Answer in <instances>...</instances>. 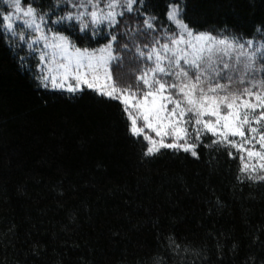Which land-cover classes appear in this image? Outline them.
Listing matches in <instances>:
<instances>
[{
  "label": "trees",
  "instance_id": "trees-1",
  "mask_svg": "<svg viewBox=\"0 0 264 264\" xmlns=\"http://www.w3.org/2000/svg\"><path fill=\"white\" fill-rule=\"evenodd\" d=\"M169 2H147L158 28L172 27ZM184 2L200 31L247 39L264 27V0ZM3 36L0 264H264V183H241L238 158L211 147L142 157L117 101L41 86L37 59L21 66L28 50Z\"/></svg>",
  "mask_w": 264,
  "mask_h": 264
},
{
  "label": "snow or ice",
  "instance_id": "snow-or-ice-1",
  "mask_svg": "<svg viewBox=\"0 0 264 264\" xmlns=\"http://www.w3.org/2000/svg\"><path fill=\"white\" fill-rule=\"evenodd\" d=\"M147 2L6 0L0 26L10 48L26 46V56L16 53L21 66L38 60L41 86L117 101L142 157L171 150L199 159L211 147L239 159L241 183H264V27L247 39L200 31L184 0H170L172 27L158 28ZM114 67H128L131 81Z\"/></svg>",
  "mask_w": 264,
  "mask_h": 264
},
{
  "label": "rangeland",
  "instance_id": "rangeland-1",
  "mask_svg": "<svg viewBox=\"0 0 264 264\" xmlns=\"http://www.w3.org/2000/svg\"><path fill=\"white\" fill-rule=\"evenodd\" d=\"M4 4L6 3V0H1ZM9 10H11V9H9ZM2 30H3V27H2ZM4 31V30H3ZM25 48H26V46H24ZM27 49V48H26ZM38 61V60H37ZM38 63V62H37ZM37 68V67H36ZM39 72H40V69L39 68H37V75L39 74ZM40 82V81H39ZM49 88L50 89H53V88H51L50 86H49ZM87 89V88H86ZM56 90H60V89H56ZM62 91H64V90H62ZM67 92V91H66Z\"/></svg>",
  "mask_w": 264,
  "mask_h": 264
}]
</instances>
